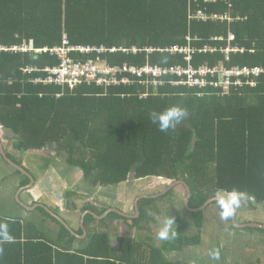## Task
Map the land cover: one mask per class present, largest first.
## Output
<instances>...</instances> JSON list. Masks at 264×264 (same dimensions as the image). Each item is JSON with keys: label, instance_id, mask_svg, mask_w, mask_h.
<instances>
[{"label": "trees", "instance_id": "obj_1", "mask_svg": "<svg viewBox=\"0 0 264 264\" xmlns=\"http://www.w3.org/2000/svg\"><path fill=\"white\" fill-rule=\"evenodd\" d=\"M200 11L207 20L196 18ZM214 15L229 20H213ZM229 34L234 37L230 45L243 50L230 52L226 60L223 50ZM188 44L196 49L191 61L195 67L220 62L226 67H264V0H0V45L8 48L0 52V125L13 134L16 151L54 150L64 157L67 170H80L94 187H117L130 176L137 182L164 179L189 187L191 208L203 206L215 191L231 188L253 197L246 207L264 205V75L256 87H232L228 94L212 87L198 90L167 83L150 88L146 99L141 98L146 89L138 86L104 88L85 81L72 89L35 82L46 80L48 70L64 61L98 56L111 65L186 66L183 54L160 49ZM82 45L97 49L83 52ZM134 46L142 51H111ZM60 47L66 48L63 54L57 51ZM171 105L185 107L189 116L174 130L160 132L148 114ZM28 184L24 177L21 185ZM174 189L156 198H141L135 217L111 210L99 218L90 200L81 216L83 220L87 211V237L72 233L74 227L56 207L51 208L54 215L42 207L28 210L22 205L30 215L43 213V223L56 226L54 236L39 217L0 214V222L8 224L14 237L0 245V264H205L202 254L183 253L186 246L201 244L205 210L211 203L191 210L183 201L197 227L195 236H189L186 225L177 220L173 239L155 244L151 237L139 241L133 233L116 232L115 248L104 230L123 221L141 231L143 222L161 213L152 204ZM81 196L67 193L65 212H79L72 199ZM98 210L103 213L105 208ZM228 222V230H264L235 227L231 218ZM90 225L94 232L90 233ZM75 231L84 234L82 225Z\"/></svg>", "mask_w": 264, "mask_h": 264}, {"label": "rangeland", "instance_id": "obj_2", "mask_svg": "<svg viewBox=\"0 0 264 264\" xmlns=\"http://www.w3.org/2000/svg\"><path fill=\"white\" fill-rule=\"evenodd\" d=\"M0 141L4 146V149L10 154L18 164H22L24 168L29 170L31 176L37 179L34 185L30 187L28 192L24 194L20 193V199L22 202H29L33 204L34 200L44 201L47 205L52 208H57L61 212V216L71 224L75 229L78 230L81 227L82 212L84 205L91 202L96 205L99 202L107 204L108 206L115 207L120 210H124L128 213L135 214L134 209L135 203L138 197H147L151 195H157L163 193L172 182L160 179H149L140 182L135 181L134 176H130L127 183L112 187H94L92 184L85 182L83 176L80 175L79 182L72 181L68 174H71L64 163V157L58 156L54 150H40V151H29V152H19L13 148V143L15 141L13 134L3 129L0 125ZM76 171H78L76 169ZM65 176L67 180L64 182L62 177ZM24 175H19L17 171L7 163L4 159L0 150V214L13 216H23L29 218L31 216L39 217L41 223L45 215L39 211H35L34 214L30 215L22 207V202L17 198L24 181ZM21 187V188H20ZM72 192L79 195L78 191L84 193L81 197H74L72 200L78 204L80 207L77 213H68L72 211L65 212V206L63 201H60V196L65 198L64 193ZM56 191V192H53ZM57 194V195H55ZM58 196L59 199L56 200ZM187 192L184 188L174 189L170 195L167 196L163 201H155L154 204L160 209V215L154 216L148 222L142 223V230L137 231L135 229L129 228V225L125 224L123 221H118L113 224L114 228H107L110 233L111 241L113 246L117 247V241L115 240L116 232L121 235L124 233H133L134 236L139 241L148 240L151 237L152 243L160 244L162 241L156 238V233L159 228V221L162 218H168L169 215L175 220L182 222L187 227V234L189 236H195L197 232L196 225L192 222V216L184 211L183 201L186 199ZM36 203L34 204V206ZM243 205L236 212V222H259L264 224V205L263 203L257 204L253 208H248ZM100 207L95 208V214L103 215V213L98 210ZM48 213L52 212V209L46 210ZM152 213V211L150 210ZM73 215V216H71ZM42 216V217H40ZM34 217V218H35ZM43 218V219H42ZM39 221V220H38ZM132 224V221H128ZM202 228V242L198 246H186L184 249V256L190 254H202V260L205 264H230L234 260L241 262L249 261L254 254L263 257L261 253L262 249L264 251V230L259 229H245L244 230H228L229 222L228 220H222L219 216V209L216 204H210L209 208L205 210V223ZM46 227L51 232V235H55L56 226L47 221L45 223ZM93 227L97 224L92 222ZM90 225V229L91 226ZM104 225H107L105 223ZM44 227V229L46 228ZM110 227V226H109ZM46 228V230L48 231ZM249 230V231H248ZM102 231V230H98ZM94 232L92 229L90 233ZM79 242V241H77ZM79 245V243H77ZM216 251L218 253L217 258L210 256L211 251ZM244 252H246L244 254ZM230 260V261H228Z\"/></svg>", "mask_w": 264, "mask_h": 264}, {"label": "built area", "instance_id": "obj_3", "mask_svg": "<svg viewBox=\"0 0 264 264\" xmlns=\"http://www.w3.org/2000/svg\"><path fill=\"white\" fill-rule=\"evenodd\" d=\"M216 1V0H206ZM196 18L207 20L208 17L205 13L199 12ZM213 20H229L227 16L214 15ZM231 21V18H230ZM190 40V38H188ZM220 39V38H219ZM233 35H228V44L223 50L225 59H229L230 52L242 51L236 46L230 45V41L233 40ZM64 44H67L66 38ZM8 48L0 45V52L7 50ZM16 49V48H15ZM64 47L58 48V53H64ZM97 47L92 45H82L80 50L83 52H91L96 50ZM102 50V49H101ZM121 50L127 54H137L142 51L141 48L134 46L133 48L120 49L114 47L111 51ZM154 49L148 48L147 51L151 52ZM160 50L167 51L171 54L180 53L184 55L188 65L175 64L171 66L157 65L152 63H146L144 65H135L124 63L122 65H111L106 60L98 56L97 60L89 59L84 62H68L64 61L58 67L49 69L48 78L46 80H36L40 84L68 86L69 88H76L83 82L97 83L98 86L109 88L115 86L124 87H143L146 89L142 99H146L150 96L148 92L150 88L157 90L158 87L167 83L173 86H189L198 90H204L212 87L220 90L224 94H228L232 87L242 88L244 86L256 87L257 79L264 75V67L261 66H241L233 65L232 67H226L220 62L214 67L207 65H201L199 67L193 66L191 61L193 60L196 49L191 45L187 46H172L168 48H161ZM208 48L205 49L207 51ZM216 50V49H213ZM63 56V55H61Z\"/></svg>", "mask_w": 264, "mask_h": 264}, {"label": "clouds", "instance_id": "obj_4", "mask_svg": "<svg viewBox=\"0 0 264 264\" xmlns=\"http://www.w3.org/2000/svg\"><path fill=\"white\" fill-rule=\"evenodd\" d=\"M188 116V110L180 105H171L160 111H151L148 114L150 122L160 132L174 130ZM212 198L219 209V216L222 220H229L234 217L238 209L253 199L247 192L237 188L217 190L212 194ZM174 225L175 221L170 215L168 218L160 219L156 238L161 241L175 238L177 231ZM13 240L14 237L9 232L8 224L0 222V245L11 243ZM210 256L217 258L218 253L213 250L210 252Z\"/></svg>", "mask_w": 264, "mask_h": 264}, {"label": "water", "instance_id": "obj_5", "mask_svg": "<svg viewBox=\"0 0 264 264\" xmlns=\"http://www.w3.org/2000/svg\"><path fill=\"white\" fill-rule=\"evenodd\" d=\"M32 43H33V41H32ZM0 150H1V153H2V155H3V157H4V159L7 161V163L9 164V165H11L16 171H18V172H20L21 174H23L25 177H28L29 178V185L26 187V189H29L30 187H32V185H33V183H34V178L33 177H31L30 176V174L23 168V167H20V166H18V165H16L15 163H14V161H12L10 158H9V156H8V154L6 153V151H5V149H4V146H3V144H1V142H0ZM160 180H163V179H160ZM168 182H170V181H168ZM178 186H184L185 187V189L187 190V197H186V199H185V203H186V206L187 207H189L191 210H199V209H204L205 207H207V205H209L210 203H212V202H214V200H213V198H211V199H209L203 206H201L200 208H191L190 207V205H189V201H190V198H191V190L189 189V187L184 183V182H174V183H172L163 193H160V194H157V195H151V196H147V197H145V198H156V197H158V196H162V195H164V194H166L167 192H169L171 189H174V188H176V187H178ZM17 198L19 199V201L21 202V200H20V192H19V194H18V196H17ZM141 198H143V197H139L138 199H137V202L135 203V205H136V213L135 214H131V213H128V212H126V211H124V210H120V209H117V208H112V209H110V210H116V211H118L119 213H121V214H123V215H125V216H130V217H135V216H138L139 214H140V210H139V205H138V202H139V200L141 199ZM26 209H28V210H33V209H35V208H37V207H42V208H44L45 210H48V208L45 206V205H43V204H36L35 206L33 205V206H28L27 204H25V203H21ZM109 210V211H110ZM108 211V212H109ZM88 212H90V211H88ZM108 212L107 213H105V214H103V215H98V214H96L97 215V217H99V218H103L104 216H106L107 214H108ZM52 214H54L53 212H52ZM55 215V214H54ZM86 215H87V211L83 214V220H82V227H83V229H84V234L83 235H80V233L78 232V231H75L74 229H72L71 228V231H72V233H74L75 235H80V236H83V237H87L88 236V229H87V226H86V223H85V217H86ZM59 219L61 220V221H63V219L62 218H60L59 217ZM232 219V222H233V224H234V226L235 227H240V228H243V227H257V228H264V224L263 223H259V222H244V223H238V222H236V216L234 215V217H232L231 218ZM64 222V221H63Z\"/></svg>", "mask_w": 264, "mask_h": 264}, {"label": "flooded vegetation", "instance_id": "obj_6", "mask_svg": "<svg viewBox=\"0 0 264 264\" xmlns=\"http://www.w3.org/2000/svg\"><path fill=\"white\" fill-rule=\"evenodd\" d=\"M1 142V141H0ZM2 144V143H1ZM6 151V150H5ZM6 153H7V151H6ZM8 154V153H7ZM13 161V160H12ZM17 165V164H16ZM24 168V167H23ZM69 170V169H68ZM69 172H71V174H68L67 173V175H69V178H71V180L72 181H77V182H79V179H83L84 178V180H85V174L84 173H82L80 170H78V171H76V169H71V170H69ZM80 175L81 176H83V178H80ZM62 180L65 182L66 180H67V178L65 177V176H63L62 177ZM36 181H37V179H36ZM34 183H35V180H34ZM34 183H33V185H34ZM29 185V184H28ZM28 185H24V186H22V188H21V190H20V193L22 192L23 194L25 193V192H28L29 190L28 189H26V187L28 186ZM32 185V186H33ZM25 191V192H24ZM53 192H56V191H53ZM66 192H67V190H66ZM68 193V192H67ZM67 193H64L65 194V198H63L62 196H60V201H63V203H64V206L65 205H67V203H68V200H67ZM78 194H84V193H81L80 191H78ZM55 195H57V194H55ZM56 197V200H58L59 199V197L58 196H55ZM139 198V197H138ZM21 200V199H20ZM89 200H91L90 198H89ZM22 202V201H21ZM22 203H25V204H27L29 207L30 206H33L35 203L36 204H43V205H45L48 209H51L52 207L51 206H49V205H47L44 201H38V200H34L33 201V204H29V202L27 201H25V202H22ZM97 206H99V207H103V208H105V211H104V214L105 213H107L110 209H112V208H115V207H112V206H108L107 204H104V203H102V202H99V203H97L96 204V207ZM93 210H95V209H93ZM92 210V211H93ZM111 211V210H110ZM109 211V212H110ZM94 212V211H93ZM108 212V213H109ZM95 213V212H94ZM238 223H242V222H238ZM244 223V222H243ZM81 235V234H80Z\"/></svg>", "mask_w": 264, "mask_h": 264}, {"label": "crops", "instance_id": "obj_7", "mask_svg": "<svg viewBox=\"0 0 264 264\" xmlns=\"http://www.w3.org/2000/svg\"><path fill=\"white\" fill-rule=\"evenodd\" d=\"M246 252H244L245 254ZM262 253V251H261ZM263 254V253H262ZM264 256V254H263ZM261 256L254 254L251 258L250 264H264V258H260ZM261 261V262H260ZM237 260L233 259V262H230V264H236Z\"/></svg>", "mask_w": 264, "mask_h": 264}]
</instances>
